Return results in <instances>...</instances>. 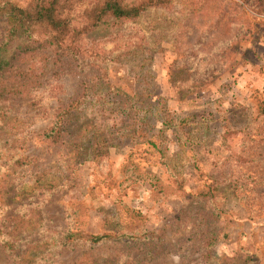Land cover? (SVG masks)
<instances>
[{"label":"rangeland","instance_id":"rangeland-1","mask_svg":"<svg viewBox=\"0 0 264 264\" xmlns=\"http://www.w3.org/2000/svg\"><path fill=\"white\" fill-rule=\"evenodd\" d=\"M89 1L77 3L71 17L78 19ZM233 1L246 13L251 34L230 43L227 66L199 86L187 70L170 66L191 8L190 0H174L171 8H147L132 20L79 35L76 46L91 53L82 68L38 47L40 58L24 63L34 69L35 85L21 95L0 92V152L10 147L9 155L28 156L18 167L13 158L0 161V219L24 213L43 235L70 226L82 234L146 231L159 240L153 258L138 263L132 260L147 242L111 239L91 247L51 245L37 264H264V0H251V7ZM5 29L0 21V43ZM82 95L63 139L48 141L56 110ZM166 115L186 122L172 132L160 124ZM133 124L171 158L168 169L181 176V189L157 152L131 136ZM226 127L232 132L221 140ZM230 149L248 160L227 158ZM130 166L134 173L126 175ZM213 182L215 210L183 194ZM24 245L20 240L19 248ZM0 264H11L1 243Z\"/></svg>","mask_w":264,"mask_h":264},{"label":"trees","instance_id":"trees-1","mask_svg":"<svg viewBox=\"0 0 264 264\" xmlns=\"http://www.w3.org/2000/svg\"><path fill=\"white\" fill-rule=\"evenodd\" d=\"M82 0H29L26 3H18L15 0H0V21L6 24L3 39L0 43V92L10 95L27 93L36 83V73L32 67H26L24 63L29 57L38 56V47L51 48L58 60L61 57H71L74 60V68H82L86 63L83 58L90 52L79 49L76 46L77 37L108 23L116 21H129L138 17L147 8H171L174 0H90L85 6L78 19L71 17L70 11ZM248 7L254 6L251 0H240ZM190 12H187L182 20L175 36V45L180 49L177 57L171 62L173 69L187 70L192 80L199 83L211 76L213 72L222 70L227 66V58L231 54L228 47L235 41L247 40L251 34V25L241 5L233 0H190ZM75 21V22H74ZM41 36L42 39L35 41L33 36ZM92 57V55H88ZM72 62V61H69ZM9 89H5V88ZM196 87V86H195ZM192 87V88H195ZM110 92H117L116 87L107 85ZM120 94V93H119ZM73 100L59 107L54 120L45 131V138L56 143L63 139L66 134V125L72 119L73 113L79 110L80 100ZM132 108H137L135 105ZM160 124L171 128L182 127L185 118L175 119L166 115ZM133 138H139L141 142H147L157 152V160L164 173L171 177L175 186L182 188V178L177 171L168 169L171 158L161 150L152 139L147 136L145 130L133 124L127 127ZM232 129L226 127L220 134L221 140H225ZM264 138V129L261 131ZM177 144L179 136L174 134ZM91 142V140H90ZM93 145V142H91ZM8 145V144H6ZM10 145V144H9ZM11 146V145H10ZM106 146V142H105ZM252 146L245 149H250ZM10 147H5L6 154L0 152V161L7 162L12 159L14 166H22L27 163L28 156L15 154L9 155ZM234 152V153H232ZM227 158H232L238 163L248 160L246 155L228 150ZM126 175L133 174V167L127 168ZM153 177V176H152ZM247 180H250L247 177ZM53 181L47 180L51 188ZM231 179L229 186H236ZM216 183H210L195 194L183 191L189 200L201 199L209 204L211 210L216 209L213 201L216 192ZM26 211V210H23ZM18 213V212H16ZM14 213V214H16ZM37 222L26 218L24 213L19 215L10 214L0 219V243L4 253L11 264H37L48 253L51 245L62 248H72L83 244L95 246L111 239L123 242V240L138 241L146 245L142 250V256H135L132 263L153 258L159 247L158 236L152 232L141 231L108 233L106 231L97 234H82L74 227H68L64 232L53 235L39 234ZM118 232V231H116ZM215 237V236H214ZM24 241L23 248H19V241ZM208 238L205 244L211 243ZM208 253V252H207ZM145 264V263H140Z\"/></svg>","mask_w":264,"mask_h":264}]
</instances>
